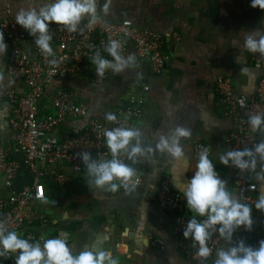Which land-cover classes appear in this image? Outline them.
Listing matches in <instances>:
<instances>
[{
    "label": "crops",
    "instance_id": "obj_1",
    "mask_svg": "<svg viewBox=\"0 0 264 264\" xmlns=\"http://www.w3.org/2000/svg\"><path fill=\"white\" fill-rule=\"evenodd\" d=\"M44 2L0 0V19L8 11L15 20L21 8L38 7ZM250 3L251 0H111L108 15L104 17L107 22L130 20L140 29L182 34L180 42L163 46L167 57L163 72L153 74L147 64L138 66L136 63L120 74L110 70L109 79L102 84L89 77H77L54 81L46 88L40 107L42 115L54 112L50 98L53 92L68 88L75 92L79 104L88 106L91 117L106 121L105 113L117 116L118 108L132 93L147 87L142 114L130 124V127L141 130L143 143L154 148L160 135H167L177 126L190 128L192 132L190 139H182L184 159L173 160L156 152L150 163L141 160L132 165L140 173L142 184L131 194L92 189L87 184L86 169L74 174L65 168L72 178L64 187L50 181L45 183L47 202L43 212L50 208L53 214L49 217L50 227L45 230L56 236L61 230L67 232V243L73 254L82 250H111L118 257L119 264H194L179 247L174 215L156 204L155 195L161 181L169 179L172 189L183 196L184 184L193 175L198 162L197 147L201 146L208 148L217 172L228 181V190L238 198L233 187L235 168L219 163V156L230 150L225 138L236 130L237 124L225 116L216 81L221 77L229 79L237 96L254 98L263 57L249 53L243 45L247 34L264 32V12L252 9ZM86 21L83 20L81 26ZM4 41L7 45L5 38ZM24 49L32 55L30 44ZM122 54H133L132 45ZM7 55L8 47L6 54L0 57V70L5 77L0 82V89L11 88L24 94V79L6 72ZM106 58L111 59L108 55ZM10 115V106L2 104L0 146L10 159L22 165L23 156L9 130ZM84 126L83 121H68L60 127L59 134L68 136L73 128L83 129ZM257 137L259 141L264 138L259 132ZM259 170L258 163L256 171ZM20 177L15 184L19 191L32 182L24 169ZM253 184L256 203L259 196L264 195V182L256 180L254 175ZM0 194L5 195L2 188ZM255 203L251 205L252 231L241 228L233 237L252 246L264 234V214L255 209ZM112 230L116 236L121 235V244L112 243ZM152 238L159 239L164 250L152 247ZM221 242L220 248L228 246L222 239ZM215 258L216 253L207 264H213Z\"/></svg>",
    "mask_w": 264,
    "mask_h": 264
},
{
    "label": "built area",
    "instance_id": "obj_2",
    "mask_svg": "<svg viewBox=\"0 0 264 264\" xmlns=\"http://www.w3.org/2000/svg\"><path fill=\"white\" fill-rule=\"evenodd\" d=\"M0 32H3L8 47L6 72L11 76H21L26 86L24 94L11 88L0 89V106L4 103L10 106L9 130L23 156L21 165L10 159L0 146V192L2 188L5 194H0V220L6 221V227L18 232L21 238L42 244L46 239L58 237L45 230L50 227V218L43 212L47 192L45 183L50 181L64 187L72 178L65 168H69L74 174L85 170L77 156L78 152L88 151L93 158L110 159L103 130L120 124L130 127L131 122L142 114L148 91L147 87H143L141 91L132 93L126 103L118 108L117 121L109 123L91 117L88 106L79 104L75 92L68 88L53 92L50 98L54 112L42 115L40 107L46 88L54 81L77 77L92 78L97 84L106 82L110 77V70L104 77H97L90 57L98 49L106 58L107 53L103 49L111 39L124 42L122 52H127L129 45H132L137 65L145 63L151 73L161 74L167 60L163 46L180 42L182 34L176 31L157 33L140 29L130 20L96 26H89L87 20L78 32H68L62 30L61 26L50 25L51 46L55 56L45 58L35 46V38L18 26L8 11L0 19ZM27 44L31 45L32 55L27 54L24 49ZM51 59H56L58 64L50 65L48 61ZM260 72L254 98L251 100L237 96L229 79L221 77L216 81L219 102L225 110V116L234 119L237 124L236 130L225 138L230 150L253 148L259 142L258 132H252L247 121L249 115L264 114V57L260 62ZM240 99L245 101L243 108L238 103ZM68 121H83L85 126L83 129L73 128L68 136H62L59 129ZM201 149V146L197 147L198 151ZM23 169L30 174L32 182L19 191L15 184L21 178ZM138 174L141 180L140 173ZM254 175L253 172L240 174L235 169L233 176V187L238 198L250 206L255 203ZM141 184L142 181L137 188ZM155 202L161 209L174 215L175 234L179 247L187 258L194 264H201L195 255L196 248L192 247V241L185 240L182 235L191 213L186 208L184 197L172 189L169 179H163L159 184ZM238 239L239 237L235 238ZM260 240H264V234L254 241L253 247L258 246ZM221 244V239L213 235L208 242L212 254L204 264L213 258ZM151 246L164 250V245L157 238L151 239ZM15 258L16 254H9L7 258L0 257V264H15Z\"/></svg>",
    "mask_w": 264,
    "mask_h": 264
},
{
    "label": "clouds",
    "instance_id": "obj_3",
    "mask_svg": "<svg viewBox=\"0 0 264 264\" xmlns=\"http://www.w3.org/2000/svg\"><path fill=\"white\" fill-rule=\"evenodd\" d=\"M110 3L111 0H104L103 3L101 0H45L38 7L21 8L15 16V23L35 38L34 44L45 58L54 57L50 25L61 26L62 30L68 32L80 31L85 19L89 26L105 25L104 17L108 15ZM250 7L264 12V0H251ZM123 47L124 42L111 39L103 49L111 59L103 57L98 49L94 52L90 63L95 67L97 77H104L109 70L120 74L136 65L133 54H122ZM243 47L249 53L264 57V32L247 34ZM6 50L4 34L0 32V57L6 54ZM48 63L55 66L58 61L51 59ZM4 79L0 70V82ZM238 103L245 107L244 99ZM104 119L109 123L117 121L116 115L111 112L105 113ZM247 123L252 132L264 136V114L249 115ZM103 136L110 159L93 158L88 151L77 153L89 178L87 184L92 189L111 193L123 189L127 195L135 192L141 183L138 170L132 165L141 160L150 163L156 152L166 154L173 160L184 159L182 139H190L192 132L190 128L177 126L167 135H160L154 148L143 143L140 129L124 124L104 129ZM219 163L237 169L240 174L253 172L256 180L264 182V138L253 148L226 150L219 156ZM258 163L259 172L256 171ZM192 172L182 191L186 208L193 215L187 220L182 235L185 240L192 241L201 264L212 254L208 242L214 234L228 246L216 250L213 264H264V240L253 247L243 239H233L241 228L246 232L252 231L253 208L228 190V181L217 172L209 158L208 148L199 151L198 162ZM255 209L264 214V195L259 196ZM68 236L67 232L61 230L57 238L46 239L42 244L33 243L21 238L18 232L9 230L6 221L0 220V257L16 254L15 264H119L118 257L111 250H82L73 254L67 243Z\"/></svg>",
    "mask_w": 264,
    "mask_h": 264
},
{
    "label": "water",
    "instance_id": "obj_4",
    "mask_svg": "<svg viewBox=\"0 0 264 264\" xmlns=\"http://www.w3.org/2000/svg\"><path fill=\"white\" fill-rule=\"evenodd\" d=\"M112 236H111V240H112V243L113 244H116V243H118V244H121L122 243V241H121V235H120V237H118V236H116L115 234H114V230H112Z\"/></svg>",
    "mask_w": 264,
    "mask_h": 264
},
{
    "label": "rangeland",
    "instance_id": "obj_5",
    "mask_svg": "<svg viewBox=\"0 0 264 264\" xmlns=\"http://www.w3.org/2000/svg\"><path fill=\"white\" fill-rule=\"evenodd\" d=\"M51 186L54 187V188L56 187V186H54L53 184H51ZM45 213H46L49 217H51V215H53V214H52V210H51L50 208H48V209L45 211Z\"/></svg>",
    "mask_w": 264,
    "mask_h": 264
}]
</instances>
